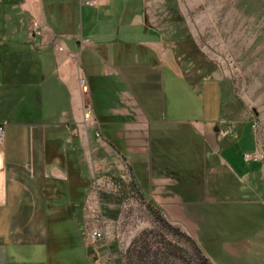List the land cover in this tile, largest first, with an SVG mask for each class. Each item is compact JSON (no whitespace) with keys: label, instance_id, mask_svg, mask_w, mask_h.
Listing matches in <instances>:
<instances>
[{"label":"crops","instance_id":"0c3cea01","mask_svg":"<svg viewBox=\"0 0 264 264\" xmlns=\"http://www.w3.org/2000/svg\"><path fill=\"white\" fill-rule=\"evenodd\" d=\"M146 6L145 0H0V264H64L68 241L79 253L84 230L78 222L70 232L67 218L77 217L78 208L87 215L89 157L97 165L100 146L130 157L131 165L138 155L152 185V165L165 169L154 158L155 126L183 128L187 142L185 135L202 139L210 150L207 167L216 153L239 179L251 173L244 154L259 150L256 133L253 150H245L246 130L224 112L222 79L185 75L163 32L149 24ZM35 20L43 30L36 38ZM83 73L93 80V125L85 122ZM166 82L187 90L182 115L165 114ZM61 87L68 108L47 107L46 93L55 97ZM227 118L233 123L222 127ZM179 153L172 151L169 162L179 164Z\"/></svg>","mask_w":264,"mask_h":264},{"label":"rangeland","instance_id":"374dc122","mask_svg":"<svg viewBox=\"0 0 264 264\" xmlns=\"http://www.w3.org/2000/svg\"><path fill=\"white\" fill-rule=\"evenodd\" d=\"M145 1L149 24L163 32L182 72L198 82L205 77L222 79L224 112L246 130L245 150H253L256 133L260 158L249 160L252 171L241 180L213 153L212 167L204 173L208 197L205 194L198 201L183 191L192 172L181 161L169 162L172 151L190 149V143L182 139L183 128L154 127V158L160 157L168 172L164 175L165 169L152 165L151 180L155 179L149 193L137 181L130 157L100 146L95 152L97 165L90 157L87 162L89 194L83 205L87 215L80 216L78 208L77 217L67 218L70 232L80 223L86 246L82 244L75 254L68 241L62 249L64 264H264V0ZM82 12L77 4V18ZM166 83L165 114L178 110L182 115L187 90L181 83L176 90ZM88 93L90 85L84 105L93 110ZM46 97L51 109L69 106L63 87L55 97L50 92ZM85 122L94 124L86 117ZM231 123L227 118L222 127ZM62 197L67 200L69 194ZM92 227L105 229V236L95 243L89 237Z\"/></svg>","mask_w":264,"mask_h":264},{"label":"trees","instance_id":"16d2710c","mask_svg":"<svg viewBox=\"0 0 264 264\" xmlns=\"http://www.w3.org/2000/svg\"><path fill=\"white\" fill-rule=\"evenodd\" d=\"M4 1L6 3H16L20 0H4ZM194 46H195V50L198 51L199 49L195 43ZM180 52L184 54H188L190 57H194L192 52L186 53V51H184L183 49H181ZM89 85L90 88H93L92 79L90 80ZM185 138L188 139V142L190 143V147H189L190 149L189 151H185L183 153L180 152L177 156L181 160V162L185 164L184 167L185 170L188 171L189 173L190 172L192 173H191V180L190 182L185 183L183 187V191L190 199L201 201L205 199V194H206V183L204 180V173L206 172V168H207L205 145L203 143V140L198 137L189 140L191 137L185 135ZM138 164H139V160L137 155L135 156V161H133L132 168L137 181L139 182V184H141V188H143L146 193H149L152 185L150 182V177L147 174L148 170L143 169ZM194 169L197 170L199 173L197 174L193 172Z\"/></svg>","mask_w":264,"mask_h":264},{"label":"built area","instance_id":"2783aa9c","mask_svg":"<svg viewBox=\"0 0 264 264\" xmlns=\"http://www.w3.org/2000/svg\"><path fill=\"white\" fill-rule=\"evenodd\" d=\"M89 3H92V1H87ZM43 35V30H42V26L40 25V22L38 20H35L33 22V28H32V36L34 38ZM84 47V45H82V48ZM76 55H74L75 57ZM80 81H81V86H82V90L83 92H88L89 91V85H88V81L87 78L83 75H81L80 77ZM85 109V117H86V121L90 122V123H94V118H93V112L90 108V105L85 104L84 105ZM101 133L99 131H97V135H100ZM5 135V127L0 125V136L1 138H3ZM245 158L247 160H259L260 158V153L259 151L256 152H247L244 154ZM105 236V229L103 227H92L91 230L89 231V237L92 241V243H95L96 241L101 240L103 237Z\"/></svg>","mask_w":264,"mask_h":264}]
</instances>
